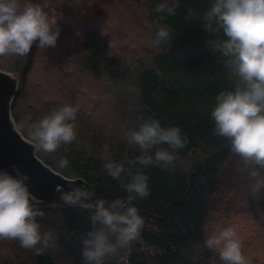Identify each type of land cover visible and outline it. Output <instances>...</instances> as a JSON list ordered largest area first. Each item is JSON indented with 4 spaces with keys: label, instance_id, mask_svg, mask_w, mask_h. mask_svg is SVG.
<instances>
[{
    "label": "trees",
    "instance_id": "1",
    "mask_svg": "<svg viewBox=\"0 0 264 264\" xmlns=\"http://www.w3.org/2000/svg\"><path fill=\"white\" fill-rule=\"evenodd\" d=\"M160 2L49 0L47 10L60 15L56 45L34 42L25 57L0 56V69L19 76L11 106L16 127L32 141L35 121L65 103L76 106V139L36 155L64 176L84 179L93 200L111 201L127 193L105 170V156L130 166L140 154L125 133L149 117L179 126L187 143L175 150L174 166H141L150 193L134 201L145 219L140 237L105 264H223L204 240L229 225L248 264H264V192L250 193L240 158L213 132L209 115L216 94L233 83L226 58L210 43L223 32L203 27L212 0H178L175 14L162 20ZM159 25L170 28L169 45L151 44ZM62 156L66 169L58 167ZM60 196L33 200L45 213L37 217L41 231L52 232L54 242L37 255L18 240L0 239V264H83L90 210L67 206Z\"/></svg>",
    "mask_w": 264,
    "mask_h": 264
},
{
    "label": "clouds",
    "instance_id": "2",
    "mask_svg": "<svg viewBox=\"0 0 264 264\" xmlns=\"http://www.w3.org/2000/svg\"><path fill=\"white\" fill-rule=\"evenodd\" d=\"M177 5L178 0H161L155 11L162 20L165 14L174 15ZM48 8L49 0H0V56L25 57L34 42L41 49L55 46L60 15ZM203 27L206 32H223L225 38L210 42L211 48L226 58L233 81L231 88L215 96L209 113L213 132L228 140L230 151L240 158L239 171L246 173L250 193L258 197L264 192V0H212ZM170 35L168 26L159 25L151 44L169 45ZM77 111L76 106L65 103L35 121L29 131L35 149L54 153L75 140ZM125 137L140 154L128 161L130 166L106 155L104 168L121 181L126 197L93 200L94 192L86 187L65 190L61 185L56 189L65 205L90 210L91 228L81 239L83 264H105L109 256L140 237L145 219L134 201L150 193L149 176L142 167H173L175 150L187 143L179 126L165 127L151 117L128 130ZM68 165L67 157L62 156L58 167ZM12 168L11 172L0 168V239L18 240L21 247L39 255L55 237L41 231L37 217L45 213L33 203L29 175L15 165ZM204 246L216 252L223 264H248L234 225L208 235Z\"/></svg>",
    "mask_w": 264,
    "mask_h": 264
},
{
    "label": "water",
    "instance_id": "3",
    "mask_svg": "<svg viewBox=\"0 0 264 264\" xmlns=\"http://www.w3.org/2000/svg\"><path fill=\"white\" fill-rule=\"evenodd\" d=\"M19 76L0 69V168L10 172L17 166L29 177L33 200L38 203L50 202L58 193L57 186L65 190L72 186L85 187L84 179L66 177L45 164L37 155L32 141L16 127L11 106L18 90Z\"/></svg>",
    "mask_w": 264,
    "mask_h": 264
},
{
    "label": "rangeland",
    "instance_id": "4",
    "mask_svg": "<svg viewBox=\"0 0 264 264\" xmlns=\"http://www.w3.org/2000/svg\"><path fill=\"white\" fill-rule=\"evenodd\" d=\"M244 185V184H243Z\"/></svg>",
    "mask_w": 264,
    "mask_h": 264
}]
</instances>
